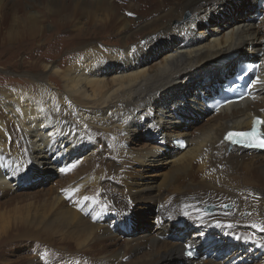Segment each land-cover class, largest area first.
<instances>
[{
  "label": "bare ground",
  "instance_id": "6f19581e",
  "mask_svg": "<svg viewBox=\"0 0 264 264\" xmlns=\"http://www.w3.org/2000/svg\"><path fill=\"white\" fill-rule=\"evenodd\" d=\"M96 3L122 24L118 34L125 42L80 43L68 56L27 72L24 81L0 84V195L15 191L31 171L65 174L63 189L57 187L50 196L53 204L48 203L57 215L51 221L64 227L59 233L69 242L58 249L65 254L71 242L78 247L64 264H264V232L252 227L264 225V152L229 147L222 139L226 130L250 127L254 116L264 120L263 10L256 0H157L128 15L119 0ZM40 4L55 19L54 35L68 31L58 5L82 8L77 0H0V28L19 22L18 7ZM39 17H27L21 42L35 34L33 20ZM139 32L144 36L137 42L127 41ZM47 44L56 48V38ZM257 52L261 67L255 81L260 82L249 97L217 111L210 108L203 98L215 94L221 77ZM187 119L201 124L192 127ZM147 125L155 133L153 144L131 147L130 139ZM174 135L186 137L185 148L171 144ZM128 164L140 169L171 165L173 172L158 193L153 178L130 180ZM112 175L117 181L109 182ZM62 190H71L79 212L65 209ZM207 205L212 213L204 210ZM150 208L156 212L155 229L119 246L120 223ZM49 221L44 227L53 226ZM186 230L193 233L169 240ZM188 247L195 248V257L184 255ZM196 247L207 252L200 256ZM136 253L143 254L126 263ZM44 254L41 250L29 263L52 264Z\"/></svg>",
  "mask_w": 264,
  "mask_h": 264
},
{
  "label": "rangeland",
  "instance_id": "374dc122",
  "mask_svg": "<svg viewBox=\"0 0 264 264\" xmlns=\"http://www.w3.org/2000/svg\"><path fill=\"white\" fill-rule=\"evenodd\" d=\"M21 1L22 3L26 2V0H21ZM77 1L81 3L80 6L82 5L81 7L83 9L85 8L84 10H86V12L81 10L82 8H78V7L74 8L73 5L64 7L63 5L60 4L57 6L64 13H66V16H67V18H65L63 21L65 24L61 23L63 25V29L68 28L67 29L68 31L58 33V35H54L56 33L55 28H54L55 19L54 17H49L50 14L46 12V10L43 7V4L35 5L34 7H31V8L27 7V9L24 8V5L18 7L17 15L20 17V19L18 20L19 22L17 23L15 21L9 22V24H5L4 27L0 28V84L7 83V82L10 83V81H15V82L24 81V78L28 76L26 74L27 72L28 74L35 73L39 69V64H41L44 61L46 62L50 60L58 61L63 56H68V53L72 51V49L77 47L80 43L88 42L90 44H96V43H101L103 41L105 45V42H107L108 44H118V41L125 42L124 38L121 39V36L118 34V29L121 28L122 24L118 22L115 23V20L113 19V17L110 18L107 13L101 12L98 9L99 6H97V3L95 5L96 0H86V1L77 0ZM156 2L157 0H119V3L122 5L121 9L125 11H129L130 13H132L131 11L135 8L139 9V6H141L142 9H144L146 7L155 5ZM68 3L71 4V0H65V4H68ZM86 4L90 5L87 7L88 9L86 8ZM120 4H118V6ZM80 11H83V12H80ZM94 11L95 13H93ZM31 14L40 15V17L37 20H33L34 23H36L35 25L37 26L36 32L38 31L40 32L38 34L35 32V34L33 35H30V36L28 35V38H25V41L21 42L20 40L23 37L22 32L24 30L22 26H29V21L31 19L27 17ZM24 18H26V20ZM199 28H202V27H199ZM133 29H136V28L133 27L132 30ZM142 36H144V33L139 32V33H136V35L134 36H131V35L128 36V38L130 37V39H127V41L131 42L133 40L134 42H137V39ZM53 38H56L57 40L56 48L54 47V45L52 47L47 44L48 40L52 41ZM27 40L29 42H26ZM44 40L47 42L44 43L45 42ZM258 54L259 52L255 53L252 56L247 55L246 59L247 60L255 59L258 57ZM160 56L161 55L154 58L152 62L156 61ZM211 65L213 64L208 63V67H210ZM205 71H203L201 75L204 74ZM22 75H24V77ZM230 75H231V72L229 74H226V76L224 77L226 78ZM224 77H221V80H224L225 79ZM185 121H186L185 124H188L190 126L192 125V127L193 126L196 127L201 124V121L198 122V121L190 120V119H187ZM190 126H187L188 129H190L189 128ZM151 130H152L151 125H147L143 127L142 130L137 132V135L133 136V138L130 139V142H129L130 146L141 148V147H145L146 145L153 144V138H154L155 133H153ZM174 138L186 139L185 136H175L174 135L169 138L171 140V144H172V139ZM124 168H125V172L127 171V173L129 174L130 180L132 181L141 182V181H145V178H153L151 180V184H153L154 186L156 184L155 189L153 191L158 192V193L162 191L164 184L167 182V180L169 179V176L173 172V167L171 165H161L157 169H150V168L140 169L137 167L138 168L137 170V168H133V166H130L128 164V165H125ZM134 170L136 173L133 172V175H132V171ZM44 174L45 172H39V171L28 172V174H25V178H24L25 181L22 182L15 191H13L12 193L8 195H0V218L4 220L0 223L2 224V227L4 226L3 228H1L2 230L0 229V237H2L0 238V264H30L29 262H31L36 257V254H41V250L43 253H46L44 254L45 257H47L46 260L50 261L52 264L53 263L64 264L65 262L63 263V261L66 258V255H68L69 257L75 254L76 253L75 251H77L78 247L75 244V242L70 243L71 249L68 251V253L64 254L63 251H60L61 249H58V248H62L68 245L69 242L65 236L60 235V233H62V231L64 230V227L56 226L54 225V222H52L54 221L53 218L54 217L56 218L57 215L54 212L55 210L52 207L53 205H48V203L53 204L50 201L52 200L50 196L54 195V191L57 189V187L62 188L61 185L63 184L62 182H64L65 174L64 173H60V175L58 173H52L48 175H44ZM113 176L114 175H112L111 178L109 177L110 179L109 182L114 181L116 177H118V174L116 175V177L115 176L113 177ZM156 188L158 189V191L156 190ZM16 196H18L19 198L18 199L14 198ZM30 197L32 200L29 201L28 199H30ZM72 200H73V197H70L67 200H65L66 202L64 206L66 208L65 207L64 208L68 209L70 207L69 208L70 210L72 209L75 210L76 208V211L79 212L81 209H79L76 206L77 203L75 202L73 203ZM45 202L47 203V205ZM41 205L44 208L47 206L46 209L47 210L50 209L52 210V212L50 210L47 211L46 209L41 207ZM143 206L145 207L146 205H143ZM207 206H204V208ZM38 208L40 209L38 210L39 212L37 211ZM222 209L223 210L227 209V205L222 206ZM44 211H46V213L50 211L49 212L50 215L48 213H47L48 215H45ZM213 211H214V208L212 212ZM212 212H209V213H212ZM53 213L55 214V216ZM155 213H156L155 210L150 208V209L145 210L144 214H141V212H138L136 216L137 218L135 220L131 219L129 221L123 222V224L120 223V227H117L116 231L117 233H119L122 240L118 243V245L120 246L121 243H124V245L131 244L132 241L136 237L138 238V236H140L141 234H144L145 232H149L150 230H154L156 226L154 222V216L156 215ZM36 214H38L37 215L38 217L36 216ZM39 217H44V218H39ZM30 218L31 219L33 218V219L31 220ZM35 218L36 219L39 218V219L36 220ZM46 218L48 219V221L52 220L51 222L53 224L51 223L50 224L53 225L55 228L53 226H51L52 228L51 227L49 228L50 225L47 227H44L46 226L44 225L47 220ZM24 219L26 220V222ZM40 219H42L43 221L41 220L39 222ZM33 221L39 225L38 226L39 229L36 224L37 229L35 230L34 228L35 225L32 226L34 224ZM19 223H20V226H24V224H26V226L24 227V229L26 228V230H24L23 227L21 228L18 225ZM27 225H28V228H27ZM17 227L18 228L20 227V228L17 229ZM30 229L32 232L30 231ZM6 231L8 233H11V236H7L5 234ZM48 231L49 233H47ZM34 232H36V234H34ZM192 233H193V230L189 232L186 230L184 232L177 233V235L171 236L169 240L179 241L178 240L179 237H183V236L187 237L191 235ZM15 234L17 238L15 237ZM20 235H22L23 238H20L22 237ZM37 236H39L42 239L38 240L39 237ZM18 237L20 238V240H18L19 239ZM29 237L32 239H30ZM34 237H36L37 239L36 238L34 239ZM196 249L200 253V256L203 253L207 252L206 250H204L203 252L197 247ZM38 251L40 253H38ZM208 253L209 254H207L204 257V259L211 255V252H208ZM54 254L58 256L55 257ZM142 254L143 253L141 254L136 253L134 255H131L130 257H127L125 259L126 263L127 262L134 263L135 261L138 260V258H140ZM260 257H264V254H261ZM194 260H197V259H194Z\"/></svg>",
  "mask_w": 264,
  "mask_h": 264
},
{
  "label": "snow or ice",
  "instance_id": "6c2138e0",
  "mask_svg": "<svg viewBox=\"0 0 264 264\" xmlns=\"http://www.w3.org/2000/svg\"><path fill=\"white\" fill-rule=\"evenodd\" d=\"M128 15H132V13H128ZM259 82V79H257V81H254L253 83ZM259 125H264V120L256 118L253 120V130L251 132H228L224 136V141L233 145L264 149V133H260L257 131V127ZM62 171H67V169H64ZM62 191H65L67 194V198H70L71 190ZM84 199L87 200L89 198L84 197ZM228 227H232V225H228ZM252 227L255 228L257 231L264 232V225L253 224Z\"/></svg>",
  "mask_w": 264,
  "mask_h": 264
},
{
  "label": "water",
  "instance_id": "95a60500",
  "mask_svg": "<svg viewBox=\"0 0 264 264\" xmlns=\"http://www.w3.org/2000/svg\"><path fill=\"white\" fill-rule=\"evenodd\" d=\"M210 209V208H209Z\"/></svg>",
  "mask_w": 264,
  "mask_h": 264
}]
</instances>
